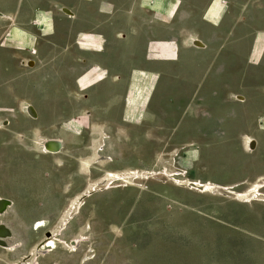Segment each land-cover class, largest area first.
<instances>
[{
  "label": "rangeland",
  "instance_id": "obj_1",
  "mask_svg": "<svg viewBox=\"0 0 264 264\" xmlns=\"http://www.w3.org/2000/svg\"><path fill=\"white\" fill-rule=\"evenodd\" d=\"M83 64L42 59L37 50L0 79V90L16 89L0 91V264H264V202L190 185L250 190L264 181L259 146L217 154L211 140L184 138L185 123L108 121L110 111L89 98L111 77L86 74L73 85L72 68ZM27 103L40 122L26 117ZM46 137L58 153H41ZM108 173L119 187L86 198L53 237L56 247L42 245L33 257L79 194Z\"/></svg>",
  "mask_w": 264,
  "mask_h": 264
},
{
  "label": "crops",
  "instance_id": "obj_2",
  "mask_svg": "<svg viewBox=\"0 0 264 264\" xmlns=\"http://www.w3.org/2000/svg\"><path fill=\"white\" fill-rule=\"evenodd\" d=\"M36 49L83 61L67 74L73 85L111 77L89 98L108 121L185 123L184 138L211 140L217 154H241L251 139L264 154V0H0V79Z\"/></svg>",
  "mask_w": 264,
  "mask_h": 264
},
{
  "label": "bare ground",
  "instance_id": "obj_3",
  "mask_svg": "<svg viewBox=\"0 0 264 264\" xmlns=\"http://www.w3.org/2000/svg\"><path fill=\"white\" fill-rule=\"evenodd\" d=\"M65 8V7H64ZM200 48V47H199ZM31 61V60H30ZM24 61V65L25 67H32L34 62L33 61ZM33 63V64H32ZM242 98V97H241ZM238 100V99H237ZM245 100V99H244ZM242 101V100H241ZM25 112L26 114L30 117V118H34L33 116H35V118H37V111H34V109L31 107V105L28 106V104H26L25 106ZM33 109V110H31ZM54 140V139H52ZM59 141V140H57ZM60 142V141H59ZM60 144L62 145V143L60 142ZM247 144L248 147L252 150H254V144H256V142H254L253 139L251 140H247ZM43 145V143H42ZM41 145V148H42ZM47 149L51 150V151H60L59 147H52L50 148L49 146H46ZM88 167H91L90 165ZM177 175H179V173H176ZM109 177H107V179L105 180V183L102 185H98L96 187H94L93 185L85 190L83 193L80 194V196L75 200V202L72 204L71 209L74 211L73 213H70L69 215L67 214V217L64 219V221L58 226L56 231H51V236L50 237H45L43 239V241L38 245V249L40 248V246L44 245L45 247H48L49 249L55 248L56 247V243H59L60 241L56 239H53V237H56L58 234H60V232L62 230H64L65 226L71 221L72 217L74 214H76V211H78V209L81 208L82 202L86 199L89 198L90 196H92L93 194L97 193V192H102L105 190H109V189H113V188H117L119 186H112L114 183L119 182L121 179L120 177H116L117 175H115V173H108ZM192 187H198V188H209V187H214V188H219V189H226L228 190V193L235 196L237 200H240L242 202L245 203H251L252 201H258V202H264V192H262V189L264 188V181H262L261 183L256 184L255 186H253V188H251L250 190H245V191H237L234 189V187L228 189L226 188L224 185H220V184H213L211 182H192L190 184ZM193 189V188H191ZM241 197H245V199H240ZM5 202L4 200L0 199V203ZM85 202V201H84ZM4 204V203H3ZM4 211V210H3ZM2 211V212H3ZM5 212V211H4ZM71 212V211H70ZM37 227H42V222H38ZM5 229V228H4ZM6 231V230H5ZM1 232V231H0ZM2 233V232H1ZM6 238V237H5ZM4 242V241H3ZM3 246V245H2ZM7 248V246H6ZM37 249L34 250L33 253H31V255L33 257H35V255L37 254ZM23 264V263H22Z\"/></svg>",
  "mask_w": 264,
  "mask_h": 264
},
{
  "label": "flooded vegetation",
  "instance_id": "obj_4",
  "mask_svg": "<svg viewBox=\"0 0 264 264\" xmlns=\"http://www.w3.org/2000/svg\"><path fill=\"white\" fill-rule=\"evenodd\" d=\"M64 10H66L67 11V13H68V16H69V19H71L72 21H80V16H79V11L78 10H76V8H73L72 6L70 7V8H68V9H65L64 8ZM62 12H63V10H62ZM73 60H75V59H73ZM76 61H80V60H76ZM62 62V61H61ZM82 62V61H81ZM34 65V64H33ZM72 69H74V68H72ZM78 71V70H77ZM83 97H85V96H83Z\"/></svg>",
  "mask_w": 264,
  "mask_h": 264
},
{
  "label": "water",
  "instance_id": "obj_5",
  "mask_svg": "<svg viewBox=\"0 0 264 264\" xmlns=\"http://www.w3.org/2000/svg\"><path fill=\"white\" fill-rule=\"evenodd\" d=\"M194 44L197 45V46L202 47V44H201L198 40H195V41H194ZM88 114H89V113H88ZM46 236L50 237V236H51V233H50V232H47V233H46Z\"/></svg>",
  "mask_w": 264,
  "mask_h": 264
},
{
  "label": "trees",
  "instance_id": "obj_6",
  "mask_svg": "<svg viewBox=\"0 0 264 264\" xmlns=\"http://www.w3.org/2000/svg\"><path fill=\"white\" fill-rule=\"evenodd\" d=\"M37 118H38V115H37Z\"/></svg>",
  "mask_w": 264,
  "mask_h": 264
},
{
  "label": "built area",
  "instance_id": "obj_7",
  "mask_svg": "<svg viewBox=\"0 0 264 264\" xmlns=\"http://www.w3.org/2000/svg\"><path fill=\"white\" fill-rule=\"evenodd\" d=\"M26 109V108H25Z\"/></svg>",
  "mask_w": 264,
  "mask_h": 264
}]
</instances>
